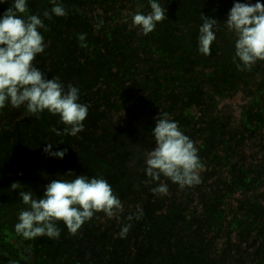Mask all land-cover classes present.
<instances>
[{"label":"trees","instance_id":"obj_1","mask_svg":"<svg viewBox=\"0 0 264 264\" xmlns=\"http://www.w3.org/2000/svg\"><path fill=\"white\" fill-rule=\"evenodd\" d=\"M84 1L81 0L79 5ZM86 1L95 4L94 7L98 12L88 13L79 9V6L73 10L66 8L67 15L62 17V23L66 27L63 29L65 32L62 36L63 40L56 46L53 37L49 36L45 41L47 47L44 53L37 55L34 61L37 63L35 66L45 74L47 79L57 76L62 81L63 77L62 82L65 85L72 84L78 87L80 102L91 107L90 112L94 121H88V123L84 121V131L77 136H57L52 129L62 130L64 127L57 116L43 112L36 117L30 115L23 107L14 109L6 106L1 110L6 119L0 125V147L12 145L13 148L9 155L0 157V227L5 226L9 229L10 239H18L22 244L32 243L31 251L33 255L38 256V260L26 262L17 253L5 251L4 253H7L12 261L11 264H230L226 262L227 259L235 264H246L247 261L252 262L251 264H264V247L257 251L256 256L251 255L252 250H244L254 248L252 242L256 238L253 228L244 225L224 226L228 232L240 228L239 236L243 244L241 246L234 242L228 244L222 240L221 250H216L213 237L207 239L204 235L207 230L204 228L212 227L219 231L221 230L219 226L225 225L218 219L217 208L207 211L204 207V201L210 195L208 190L210 178L207 177L200 184L206 186L207 191H199L197 188L194 190L195 187L187 186L174 190L171 187L170 195L158 194L157 196L152 192L154 184L142 170L141 164L145 168L142 156L145 157L146 153L155 146L149 129L155 126L154 114L159 110L157 106H163L166 100L163 93L154 90L151 84L143 87L146 81L141 72L145 68L140 60L146 49V36L137 27H132L125 22L126 15L122 17L123 12L129 8L140 7L137 2H129V0ZM63 5H67V1H63ZM86 6L87 4L83 5V7ZM110 9L111 12H116V19L111 20L106 17ZM71 14L73 16L69 18ZM79 34L86 35L83 47L77 39ZM46 53H49L50 59L55 58L59 61L58 64L52 67L48 64L44 65L42 58ZM189 57L193 59L192 55ZM191 59L190 61L201 71L191 75L190 78L189 75L180 77L179 72L186 74L189 69L186 65L181 67L177 65L175 68L178 69V75L172 81L170 80V93L173 91L172 86L176 89L182 87L188 97H183L184 100L181 102L188 99L191 104L189 108L193 114H196L197 101L201 104L205 103V98L197 101L190 100L192 94L198 93V87L201 84L196 76L208 74L210 70L209 65L201 68ZM171 60L172 55H170ZM162 80L160 77L157 78V82ZM205 83L222 84L213 77H208ZM203 87L200 85V88ZM207 87L213 93V87L211 85ZM225 96L229 95L225 94ZM213 100V103H207L209 109L204 115L205 118L198 116L194 123H177L181 131L188 126L199 129L198 124L211 126L205 132L208 135V146L211 150H216L213 135L217 131V135L222 133L227 142L231 140L230 136L235 134L229 131L231 121L223 123L220 120L216 110L219 100L214 93ZM144 103H150L154 107L150 111H144L142 107ZM180 104L175 105L174 102L170 112L179 116L184 109ZM122 110L130 114V121L123 119L118 122L113 119ZM151 116L153 119H151L150 128L137 129L138 121L141 119L149 126ZM253 136H245L237 145L238 149L232 160L235 166L236 161L241 162L240 165L243 167L253 165L246 160L248 155L242 152L245 142L253 139ZM81 140L93 141L89 148L90 157L79 154L78 142ZM140 141L152 144L141 149ZM45 143H54L53 148L67 149L70 152L69 158L67 153L62 158L64 162L60 166L59 174L57 158L49 157L43 152ZM64 144L65 148H63ZM31 145H37L38 151ZM260 145L264 144L260 143ZM238 156L240 159L236 160ZM9 159L16 163L15 171L9 168L11 166L9 162H5ZM132 160L135 161L134 164H131ZM211 163L221 167L218 160L208 162L206 165H212ZM223 169L225 170V167ZM69 170L77 175L104 177L124 206L134 205L139 200L137 207L143 210V216L139 220L134 218L129 221L126 219L127 216L134 214L137 207L133 209L125 207L119 219H109L105 223L100 221L105 215L102 212L97 213L90 221L82 225L77 232L79 235L77 237L70 234L62 222H57L61 230L58 239L48 237L25 239L20 235V238L15 236L14 225L17 223V217L23 205L19 201L18 193L13 191L10 185L13 182H19L24 185V188L31 189L37 197H40L47 183ZM243 177L240 176L239 182L248 184L246 190H250L249 187L253 185V180L256 178L245 177L248 180L246 181ZM161 178L167 180L165 177ZM215 186L218 189L220 184ZM195 204L200 205L203 217L196 218V224L199 227L193 231L194 235H189L190 230L188 233L183 231L189 226L187 223L184 224L183 220L190 221V218H193V214L190 215L186 207ZM260 222L264 224V218ZM128 223H131V228L125 238H120L118 233L122 225ZM177 223L183 224L182 227L177 226ZM108 228L111 230H104ZM149 236L151 239L148 238ZM258 238L260 242L264 241V227H260ZM6 244L8 250L15 245L7 242L2 243L1 246L7 248ZM215 252L220 253L216 255Z\"/></svg>","mask_w":264,"mask_h":264},{"label":"rangeland","instance_id":"obj_2","mask_svg":"<svg viewBox=\"0 0 264 264\" xmlns=\"http://www.w3.org/2000/svg\"><path fill=\"white\" fill-rule=\"evenodd\" d=\"M63 1H67V5L64 7L68 9L73 10L79 6V9L88 13L98 12L94 7L95 4L87 3L86 0L81 5H79L81 0ZM129 2H137L140 8L131 7L126 12H123L122 17L126 15L124 19L125 21L127 19L128 24H131V17L128 16V13H134L137 10H140L144 13L150 11L148 10L150 9L148 0H129ZM233 2L234 0H160L161 5L167 9V18L158 23L154 31L145 35L146 49L144 50L143 56L141 58L142 60H140L145 69L142 70L141 74H143L146 81V84L143 87L151 84V87L154 90L161 91L163 93V96L166 100V102L163 103V106H157L159 110L154 114L156 117L159 111L167 112L170 118L176 122L194 123L196 122V118L198 116H203L205 118L204 115L208 113L209 109L207 103L214 102L213 93L217 95L219 102L217 103L216 110L218 111L220 120H222L223 123H229L231 121L232 124L229 125L231 126L229 131L230 133L233 132L235 135L230 136L231 140L227 142L226 139H224L222 133L217 135V131L216 134L213 135V141L215 143L216 150H211L208 146V135L205 132L210 129L211 126L198 124L197 127H199V129L196 127L193 128L191 126L182 128V132L194 142V146L198 149V156L203 165V168L200 171V183L191 187H195L194 190L197 188L199 191H207L206 186H202L200 184H202L207 177L210 178L208 179V182H211L210 187L208 188L210 195L206 197V201H204V207L207 211L212 208H214V210L217 208V216L219 221H223L225 223V225L221 224L219 226L221 229L219 231H216L212 227L204 228L207 229L204 232V235L207 237V239L213 237V241L217 247L216 250L222 249V240L226 241L228 244H230V242H234V244L237 243L241 246L243 242L239 236L240 228L238 230L235 229L228 232L224 226L233 227L237 225H244L248 228L254 229V236L256 238V240L252 242L254 244V248L244 250H252L250 251L252 252L251 255L256 256L258 255L257 251L259 249H263L264 247V241L260 242L258 240L260 227H264V224L260 222V220L262 221L264 218V145H260V143L264 144V61L258 60L254 65H252L250 69L247 70H240L237 68L236 65L238 60L233 59L234 37L223 25L227 18L228 11L233 5ZM238 2H243V0H238ZM251 2L255 3V0H251ZM84 4H87V6L83 7ZM10 5L11 0H7V3L0 4V13H3ZM50 8L51 5L48 3V0H28V9L32 14L40 15L41 12L43 13L44 10ZM202 15L208 18H214L220 24L218 26L219 30L216 33L217 39L210 46V54L208 55L200 54L197 50L198 28L202 23ZM71 16H73V14H71L69 18H71ZM106 17L111 20L114 18L116 19V12H111L110 9ZM45 24L47 25V30H42L44 41H47L48 37L51 36L53 37L54 44L58 46L63 40L62 36L65 35L63 29L66 28L62 23V17H53L52 20H48L47 22L45 20ZM216 54H218V56H216ZM170 55H172L171 61ZM190 55L193 56V59L189 57ZM190 59L197 63L201 68L207 67L209 65L208 67L210 70L208 74L203 73L197 74L196 76V79L201 84H199L198 93L192 94L190 100L197 101L199 99L205 98L204 104H201L199 101H197L196 114H193L192 110L189 108L191 107V104L188 99L185 100V102H181V100H184L183 97L186 96L182 87L176 89L174 86H172L173 91L170 93V80L172 81L174 78H176V75H178V69L175 68L177 65L180 67L182 65H186L189 69L186 74L179 72L180 77L189 75L188 77L190 78L191 75L201 71L200 68H197L190 61ZM42 61H44V65L48 64V66L51 67L58 64L59 62L55 58L50 59L49 53H46L43 56ZM34 64H37L36 61H34ZM72 66L73 65H71V67ZM158 77L163 79L162 82H157ZM208 77H213L222 84L219 85L216 83V85H214L205 83ZM61 79L62 81L64 80L63 77ZM200 85H203L204 87L200 88ZM208 85L213 87V93L210 88L207 87ZM225 94H228L229 96L224 97ZM174 102L175 105L176 103L180 104L181 102L180 106L184 108L179 116H176L170 112L171 105ZM142 107L144 111H150V109H152L154 106L150 105V103H144L142 104ZM90 109L91 107L89 106L88 116L85 120L86 123H88V121H94ZM3 115L4 112L0 110V117H2L0 120V125L6 119V116ZM113 119L118 122L123 119L124 121L131 120L130 114L123 110L119 114L117 113ZM151 119H153L152 116L149 121V126L148 123H143L144 121L142 119L139 120L137 129L143 130L150 128ZM122 124L124 126V123ZM151 130L152 128L149 129V131ZM251 135H254V138L245 142L242 152L245 155H248L246 160H248L253 165H250L249 167H243L240 165L241 162L236 161L235 166L232 160L234 159V153L238 149L237 145L241 143V140L245 136L251 137ZM92 142V140H81L78 142V147H80L78 152L81 156H91L89 148L90 145H92ZM140 143V148L144 149V146L147 147L152 143L154 144V141L152 143L140 141ZM31 146L36 147V151H38L39 148L37 145ZM64 146L65 144L63 145V148H65ZM11 148H13L12 145L0 147V157L9 155ZM57 150L58 149L55 147L52 149V151ZM69 154L70 152L68 150L67 157ZM235 159L238 160L240 157L238 156ZM214 160H218L221 163V167L214 163H211L212 165H206L208 162H213ZM5 162H9L11 164L9 167L10 169L14 171L16 170L17 165L14 161L9 159ZM63 162L64 161L62 159H57L56 165L58 174L60 166H62ZM134 162L135 161L132 160L131 164H134ZM142 163L145 164L144 156H142ZM141 166L142 170L145 172V168H143L142 164ZM79 167V164H77V168ZM223 167H225V170ZM225 174L227 175L224 176ZM240 176H244L243 178L246 181L248 180L245 177H252L254 179L256 178V180H253V185L249 187L250 190H246V188H248V184H241V182H239ZM159 182L167 183V195H170L171 187L173 190L175 188H180L177 184L173 182L170 183L168 179L165 180L161 178V181ZM159 182L153 183V186L156 187L157 183ZM216 184H220L218 189H216ZM186 187L187 186H185V188ZM253 187L258 188L255 189ZM155 195L158 196V193ZM138 201L139 200L136 201V204L127 205L124 206V208H136L138 206ZM200 204H202V202ZM186 210L189 211L190 215L191 213L193 214V218H190V221L183 220L184 224H189V226L183 231L188 233L190 230L189 235H194L193 231L199 227L196 224V218L203 217V212H201V207L199 204L187 206ZM105 217L100 219L102 223H105L106 220H109L107 217L105 219ZM224 219H226V221H224ZM177 224V226L180 225L181 227L183 225L180 223ZM109 229L111 230V228L104 230L108 231ZM10 234L11 233H9V229H7V227H0V263H12L7 253H4L5 251L17 253L21 256V258H23L22 260L26 262H32L34 259L38 260V256L33 255V252L31 251L32 243L29 242L31 246L25 243L22 244L18 239H10ZM73 235H75V237L79 236L78 233ZM198 235L201 234L198 233ZM15 236L20 238L17 233ZM148 238L151 239V236ZM7 242L15 244L14 247H11L8 250L7 244V248L3 247L4 244L1 246L2 243ZM215 253L218 255L220 252ZM226 262L235 264V262H232L230 259H227ZM251 263L252 262L250 261L246 262V264Z\"/></svg>","mask_w":264,"mask_h":264},{"label":"clouds","instance_id":"obj_3","mask_svg":"<svg viewBox=\"0 0 264 264\" xmlns=\"http://www.w3.org/2000/svg\"><path fill=\"white\" fill-rule=\"evenodd\" d=\"M4 3L7 0H0V4ZM48 3L51 8L42 15L30 13L28 0H11V5L0 13V110L6 106L23 107L36 117L47 112L57 116L64 125L62 130L52 129L57 136H77L84 131L83 122L89 111V105L80 102L79 88L65 85L57 76L47 79L34 64L36 56L43 54L47 47L42 34V30H47L44 21L67 15L63 0H48ZM148 5L150 11L146 14L140 10L128 13L131 26L143 35L154 31L167 18V9L160 0H148ZM201 19L197 50L208 55L220 24L204 15ZM223 25L234 37L233 59L238 60V69L247 70L258 60L264 61V0H255V3L234 0ZM77 39L81 47L85 46V34H79ZM154 119L151 135L155 146L145 156L146 177L153 183L165 177L181 188L199 184L203 165L194 142L167 112L159 111ZM53 144L45 143L43 152L62 159L67 149L52 151ZM10 188L18 193L23 205L14 230L25 239H58L61 230L57 222H62L70 234H76L97 213L102 212L108 219H119L124 210L122 201L104 177L77 175L71 170L47 183L40 197L19 182H13ZM152 192L166 195L167 183H157ZM142 216L143 210L137 207L126 219L139 220ZM130 228L131 223L122 225L118 236L125 238Z\"/></svg>","mask_w":264,"mask_h":264}]
</instances>
